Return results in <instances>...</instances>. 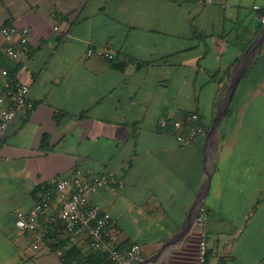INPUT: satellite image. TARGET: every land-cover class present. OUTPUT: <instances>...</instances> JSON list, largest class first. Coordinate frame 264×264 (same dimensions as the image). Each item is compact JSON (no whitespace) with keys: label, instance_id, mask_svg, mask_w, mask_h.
I'll return each instance as SVG.
<instances>
[{"label":"crops","instance_id":"1","mask_svg":"<svg viewBox=\"0 0 264 264\" xmlns=\"http://www.w3.org/2000/svg\"><path fill=\"white\" fill-rule=\"evenodd\" d=\"M263 4L0 0V28L28 29L19 62L5 55L0 33V92L6 70L30 88L34 103L33 112H18L0 137V264H58L49 241L35 250L31 236L15 229V214L30 212L50 178L88 180L102 173L123 186L100 188L88 203L110 214L115 248L141 247L134 264H198L199 206L209 215L206 264H259L264 41L254 44L264 24L253 6ZM88 49L113 58L87 56ZM193 112L205 134L178 142L170 122ZM160 118L169 122L166 128ZM68 242L93 252L81 232Z\"/></svg>","mask_w":264,"mask_h":264},{"label":"built area","instance_id":"2","mask_svg":"<svg viewBox=\"0 0 264 264\" xmlns=\"http://www.w3.org/2000/svg\"><path fill=\"white\" fill-rule=\"evenodd\" d=\"M253 8L263 12L261 22L264 24V4L255 5ZM0 33L5 42V55L12 62H19L27 44L28 29L4 25L0 28ZM93 53L103 58H113L111 52L102 49L95 51L88 49L86 55L90 56ZM1 73L5 77L8 76L6 70H2ZM0 105L1 137L18 112H33L34 103L30 98V88L16 83L15 78L7 79L5 88L0 92ZM158 123L160 128H166L169 124L166 118H160ZM170 125L178 142L193 140L206 131L203 120L195 112L189 113L183 119L171 121ZM46 186L47 190L40 194L28 214L20 211L15 214V229L21 234L31 236L33 249H38L53 224H60L68 235L81 232L89 240L90 248L96 252L106 253L113 264H134L139 260L141 247L133 244L125 252L117 250L113 243L117 239L118 230L110 214L101 210L99 206L88 203L90 194L100 188L123 186L112 173H102L88 180L80 175L72 178L53 177L46 182ZM54 200H57V205L51 211L50 207ZM195 223L199 234L198 264H206L209 215L205 207L199 206ZM54 253L58 258V264H65L62 251L56 250ZM259 264H264V259Z\"/></svg>","mask_w":264,"mask_h":264},{"label":"trees","instance_id":"3","mask_svg":"<svg viewBox=\"0 0 264 264\" xmlns=\"http://www.w3.org/2000/svg\"><path fill=\"white\" fill-rule=\"evenodd\" d=\"M7 78H14V74L10 72ZM40 147H44V141L41 142ZM64 235L66 238H64ZM45 240L49 241L48 243L52 250L62 251V259L65 264H113L106 253L96 251L83 253L75 245L69 244L68 234H66L60 224L51 226Z\"/></svg>","mask_w":264,"mask_h":264},{"label":"water","instance_id":"4","mask_svg":"<svg viewBox=\"0 0 264 264\" xmlns=\"http://www.w3.org/2000/svg\"><path fill=\"white\" fill-rule=\"evenodd\" d=\"M263 41H264V32H263V34L260 37L257 38V40L255 41L254 45L260 44ZM240 73H241L240 71L236 72L234 74V76L232 77V79H231V82H230V84H229V86L227 88L226 95H225V97L223 99V102L221 104L220 110L218 112V115L216 117V120H215V123H214V126H213L212 130L214 128H217V125H218L220 117L223 115V113L226 111V109H227V107L229 105L230 98H231V96H232V94H233V92L235 90V87H236L237 81L239 79ZM206 186H207V184H205V188H206Z\"/></svg>","mask_w":264,"mask_h":264}]
</instances>
